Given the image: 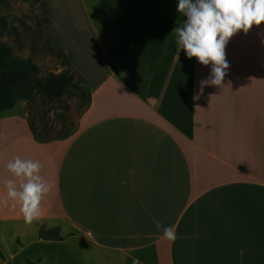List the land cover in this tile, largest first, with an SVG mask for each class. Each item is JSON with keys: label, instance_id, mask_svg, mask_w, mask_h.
I'll use <instances>...</instances> for the list:
<instances>
[{"label": "crops", "instance_id": "0c3cea01", "mask_svg": "<svg viewBox=\"0 0 264 264\" xmlns=\"http://www.w3.org/2000/svg\"><path fill=\"white\" fill-rule=\"evenodd\" d=\"M46 1L89 103L64 138L0 127V264H264V23L201 88L210 67L176 54L177 0ZM16 156L53 185L31 223L3 184Z\"/></svg>", "mask_w": 264, "mask_h": 264}, {"label": "clouds", "instance_id": "9594fccd", "mask_svg": "<svg viewBox=\"0 0 264 264\" xmlns=\"http://www.w3.org/2000/svg\"><path fill=\"white\" fill-rule=\"evenodd\" d=\"M177 12L183 16L173 29L176 54L183 50L187 58L210 67V75L200 81L206 85L221 86L229 68L226 46L230 38L240 31L247 33L253 25L264 23V0H177ZM41 164L32 159L16 156L6 164L13 178L3 181L9 201L19 205L26 223L41 216V204L53 185L41 175ZM163 228L162 235L174 241L176 234L172 226L156 223ZM132 264H141L133 258Z\"/></svg>", "mask_w": 264, "mask_h": 264}, {"label": "rangeland", "instance_id": "374dc122", "mask_svg": "<svg viewBox=\"0 0 264 264\" xmlns=\"http://www.w3.org/2000/svg\"><path fill=\"white\" fill-rule=\"evenodd\" d=\"M44 8L43 0H0V40L8 43L15 55L35 62L40 76L58 73L68 67L78 86L88 91L82 77L58 56L51 16L49 13L50 22L46 20ZM86 107L85 93L76 88H71L60 99L22 92L14 98L10 108L0 112V127H21L24 125L22 117H26L39 128L46 124L53 132L65 126L74 131Z\"/></svg>", "mask_w": 264, "mask_h": 264}, {"label": "trees", "instance_id": "16d2710c", "mask_svg": "<svg viewBox=\"0 0 264 264\" xmlns=\"http://www.w3.org/2000/svg\"><path fill=\"white\" fill-rule=\"evenodd\" d=\"M43 6L45 7L46 20L50 22V9L46 0H43ZM55 43L58 56L63 57L64 63L70 66L71 63L67 59L62 47L57 42ZM82 79L85 81L83 77ZM71 88H76L85 93L86 103H89V90L86 91L83 87L78 86L74 80L73 71L68 67L58 73L49 72L44 76H40L39 67L35 62L29 58L15 55L12 47L8 45V43L0 40V112L10 108L14 98L19 96L22 92H36L49 99H60L68 93ZM27 120L32 134L40 142L64 138L73 133L67 126L53 132L51 127L46 124L39 128L32 119L28 118ZM39 234L42 238H62L56 228L46 229L41 227ZM0 256H3L1 251Z\"/></svg>", "mask_w": 264, "mask_h": 264}]
</instances>
